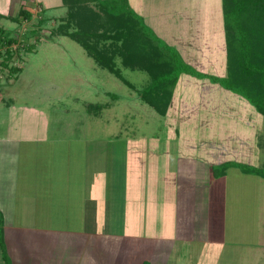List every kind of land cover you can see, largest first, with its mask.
Masks as SVG:
<instances>
[{
    "label": "rangeland",
    "instance_id": "obj_1",
    "mask_svg": "<svg viewBox=\"0 0 264 264\" xmlns=\"http://www.w3.org/2000/svg\"><path fill=\"white\" fill-rule=\"evenodd\" d=\"M40 1L45 10L35 3L31 6L30 18L0 17V26L17 39L9 47L12 55L8 65L20 68L12 78L6 77L9 67L0 70V137L9 133V141H0V154H6L1 156L2 168H71L80 164L81 156H77L80 148L93 150L97 147L89 153V157L95 155L97 160L101 146L112 145L77 138L85 135H116L129 140L145 138L146 141L178 137L188 153H202L210 159L214 152L220 156L218 160L264 167V116L244 97L222 86L226 98L218 89H209V93L200 95L196 83L201 79H208L209 84L215 82L181 72L178 78H188L189 119L188 123L178 122V127H168L163 124V117L137 95L139 88L150 82L146 72L123 67L116 58V67L120 68L128 85L101 68L79 43L54 32L65 22L61 19L66 7L63 12L61 1ZM3 3L0 0V6ZM127 3L145 28L179 51L186 64H192L194 60H189L194 57H187L186 47L173 39L178 31L184 36L188 30V36H192L191 53L208 59L200 65V71L216 76L226 74L221 0H127ZM161 31L168 32L170 38L161 35ZM4 50L5 46L0 45V60L4 58ZM229 94L233 95L230 96L233 102H229ZM84 102L106 103L107 107L95 116L89 114ZM159 141L160 148L163 144ZM121 146L113 144L114 148ZM170 146L173 148L175 144ZM119 152L118 149L111 154L120 159ZM225 171V179H219V185L229 190L228 195L231 193L229 187H234V191L237 189V193L246 195L245 199L250 201L237 206L228 200L225 210L220 209L227 219L223 231L225 241L216 237L221 242L213 244L212 250L219 264H264V256L258 257L259 249H255L258 235L264 233V190L261 189L264 179L259 180L261 177L250 173L245 176L238 167L231 166ZM242 183L250 188L243 187ZM242 189L247 192L242 193ZM221 213H216L219 220ZM0 264H3L1 260Z\"/></svg>",
    "mask_w": 264,
    "mask_h": 264
},
{
    "label": "crops",
    "instance_id": "obj_2",
    "mask_svg": "<svg viewBox=\"0 0 264 264\" xmlns=\"http://www.w3.org/2000/svg\"><path fill=\"white\" fill-rule=\"evenodd\" d=\"M3 2L0 17L14 16L21 7L32 11L35 3L45 10L40 0ZM160 34L170 38L166 31ZM174 37L176 43L186 47L187 57H194L189 65L200 71V65L208 59L191 53L188 30L184 36L178 31ZM201 80L196 83L200 95L209 93V89H218L221 95L225 92L218 83ZM188 90V78H178L166 113L161 115L150 107L163 117V124L178 127V122L188 123ZM222 96L226 98L225 93ZM229 102H233L231 97ZM102 105V109L107 107L106 103ZM77 138L112 145L101 146L97 160L95 155L89 157L97 147L94 151L80 148V164L61 169L2 168L1 156L6 154H0L1 234L12 264H219L212 246L225 241L227 219L221 211L228 200L237 206L250 201L234 187H229L228 195L229 190L219 185V179H225L227 173L216 175L215 169L232 160H218L220 156L214 152L210 159L202 153H188L178 137L172 136L155 141L116 135ZM0 139L8 140L9 133ZM159 140L163 142L160 148ZM118 143L122 146L114 148ZM171 143L175 144L173 148ZM118 149L120 159L113 155ZM215 211L222 214L220 220ZM258 236L255 249H259V257L264 256V233Z\"/></svg>",
    "mask_w": 264,
    "mask_h": 264
},
{
    "label": "trees",
    "instance_id": "obj_3",
    "mask_svg": "<svg viewBox=\"0 0 264 264\" xmlns=\"http://www.w3.org/2000/svg\"><path fill=\"white\" fill-rule=\"evenodd\" d=\"M61 1L66 7L65 16L61 19L65 22H61L54 32L78 42L99 66L128 85L129 82L116 67V58H120L124 67L146 72L150 82L138 94L157 113H166L178 75L186 72L198 78H209L236 92L264 116V0H221L226 56L224 76L206 74L186 64L176 49L161 42L145 28L139 16L128 7L127 0ZM22 17L30 18L31 11L21 7L15 16H10L12 20ZM16 41L0 26V45L5 46L0 70L9 67L7 78L14 77L20 69L8 65L12 55L9 47ZM84 104L86 110L94 114H98L103 107L100 103ZM230 166L264 178V167L233 161L219 165L215 174H223ZM1 225L0 213L2 261L3 264H12L3 245Z\"/></svg>",
    "mask_w": 264,
    "mask_h": 264
}]
</instances>
